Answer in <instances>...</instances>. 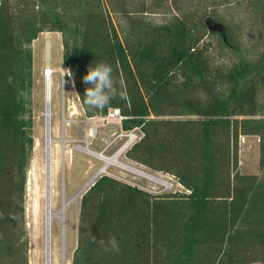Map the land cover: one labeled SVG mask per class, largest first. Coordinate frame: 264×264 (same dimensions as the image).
Segmentation results:
<instances>
[{
    "label": "trees",
    "instance_id": "obj_1",
    "mask_svg": "<svg viewBox=\"0 0 264 264\" xmlns=\"http://www.w3.org/2000/svg\"><path fill=\"white\" fill-rule=\"evenodd\" d=\"M38 2L39 14L19 20L10 1L0 0V260L14 253L24 234L35 144L31 45L40 33L60 32L63 64L72 73L86 115L119 109L123 130L143 132L127 156L134 159L138 153V161L154 169L152 159L140 156L161 158L188 190L153 195L102 175L82 197L72 264L264 263V178L258 182L257 175H240L239 183H232L229 135L240 116L257 115L258 93L264 92V49L254 59L216 64L208 34L219 36L222 49H241L237 35L209 6L163 23L143 17L148 10L133 15L124 9L121 32L100 0L84 16L72 14L76 0L60 11L46 0ZM254 5L264 21V0ZM210 25L223 29L211 30ZM101 62L112 67L115 79L124 78L129 100L115 99L110 109L98 111L84 103L88 85L82 78L89 66ZM260 128L264 132V118ZM112 237L119 253L99 244L103 240L107 245ZM253 245L261 248L262 257L251 258Z\"/></svg>",
    "mask_w": 264,
    "mask_h": 264
},
{
    "label": "rangeland",
    "instance_id": "obj_2",
    "mask_svg": "<svg viewBox=\"0 0 264 264\" xmlns=\"http://www.w3.org/2000/svg\"><path fill=\"white\" fill-rule=\"evenodd\" d=\"M8 1L19 20L40 12L38 0ZM46 1L53 8L59 6L58 11H60L70 0ZM100 1L104 9L110 12L120 31L126 28L127 16L122 12L124 9H128L133 15H140L141 10H148L143 17L154 23H163L180 12L201 5L209 6L212 13L220 16L221 23L237 35L241 49L237 52L222 49L219 36L208 34L205 40L211 44L210 49L216 64L224 62L228 64L239 57L254 59L264 49V21L255 12L256 0H189L187 3L176 0ZM76 2L72 14L84 16L98 0H76ZM49 37L51 44L48 52L49 40L45 39L46 36H42L33 46L35 39L31 45L34 61V87L31 101L35 120L33 129L35 144L27 174L24 234L16 243L14 253L9 257H3L0 264H48L49 259L51 264H72L78 244L82 197L104 174L139 186L153 195L188 192L175 175L167 171V164L161 158L153 159L148 154H140L143 160L152 159L157 167L154 169L139 162L138 153L134 159L127 156L129 149L125 151V147L121 149L127 138L119 137L123 129L118 118L86 115L78 93L70 77L65 73L67 69L64 64L65 70L54 69L50 65L54 73L52 77H48L49 83L47 82L44 68L48 53L50 64L53 66L62 65L64 53L62 33L52 32ZM47 83L50 84L51 91L50 129L46 126L45 117ZM258 101L257 115L240 116L230 130L232 156L230 167L232 170H230L233 184L239 183L237 179L240 175H257L258 182L264 178V168L261 166V159L264 158V149H262L264 132L260 128V120L264 118L263 91L258 93ZM134 130L139 136H143L140 129ZM223 140H228L226 134ZM48 150L50 152H47ZM236 160L237 165L234 164ZM122 164L146 172L157 180L128 170L122 167ZM241 182L243 183V179ZM250 247L251 258L262 257L259 246ZM244 258L246 257L243 255L242 259Z\"/></svg>",
    "mask_w": 264,
    "mask_h": 264
},
{
    "label": "clouds",
    "instance_id": "obj_3",
    "mask_svg": "<svg viewBox=\"0 0 264 264\" xmlns=\"http://www.w3.org/2000/svg\"><path fill=\"white\" fill-rule=\"evenodd\" d=\"M65 73L71 77L72 73L67 69ZM64 73V74H65ZM83 82L88 85L84 92V103L90 109L103 111L111 108V103L115 99H120L125 102L129 100L126 92V83L121 76L118 80L113 77V69L106 63H97L88 68L86 75L83 76ZM13 81L9 78V83ZM95 243V237H93ZM99 244L104 247L105 251L119 253L120 245L115 237H112L107 245L105 241H99Z\"/></svg>",
    "mask_w": 264,
    "mask_h": 264
},
{
    "label": "built area",
    "instance_id": "obj_4",
    "mask_svg": "<svg viewBox=\"0 0 264 264\" xmlns=\"http://www.w3.org/2000/svg\"><path fill=\"white\" fill-rule=\"evenodd\" d=\"M54 73V69L50 66V58L49 55L46 57V66L44 68V76L45 77H52ZM105 118H118L120 122H122L124 116L121 114L120 110L117 108L111 109L107 114ZM119 137H126V142L121 147H125L124 151L127 149H130L136 142H138L141 139V136H139L136 133V130H129L125 131L123 130L122 133L119 135ZM123 151V152H124Z\"/></svg>",
    "mask_w": 264,
    "mask_h": 264
},
{
    "label": "bare ground",
    "instance_id": "obj_5",
    "mask_svg": "<svg viewBox=\"0 0 264 264\" xmlns=\"http://www.w3.org/2000/svg\"><path fill=\"white\" fill-rule=\"evenodd\" d=\"M48 79L49 78L47 77V82L49 81ZM48 83L46 85V92H45V102H46L45 117H46V126H47L48 129H50V127H51V117H52V114H51V105H50V102H51V91H50V84H48ZM49 143H51V139H49ZM47 152H50V150H48ZM88 152H90V150ZM47 154H49V153H47ZM121 166L124 167V168H126V169H128V170H131V171L137 172L139 174H142V175H144L147 178L157 180L152 175L147 174L146 172H143V171L138 170L136 168H133V167H131L129 165L122 164ZM48 264H51V260L50 259L48 261Z\"/></svg>",
    "mask_w": 264,
    "mask_h": 264
},
{
    "label": "crops",
    "instance_id": "obj_6",
    "mask_svg": "<svg viewBox=\"0 0 264 264\" xmlns=\"http://www.w3.org/2000/svg\"><path fill=\"white\" fill-rule=\"evenodd\" d=\"M52 32H43L41 35H40V37H38V39H36L35 41H34V44H33V46H35V42L37 41V40H39L42 36H46V38L45 39H48L49 40V42H48V44H47V52H48V50H49V48H50V44H51V40H50V37H49V35L51 34ZM35 51V50H34ZM48 55H49V53H48ZM54 69H64L65 70V68H64V66H63V63H62V65L60 64V66L58 65V66H53L52 64H50ZM65 79H66V76L64 77ZM70 79H71V82H72V85L75 87V85H74V80H73V78L72 77H70Z\"/></svg>",
    "mask_w": 264,
    "mask_h": 264
},
{
    "label": "water",
    "instance_id": "obj_7",
    "mask_svg": "<svg viewBox=\"0 0 264 264\" xmlns=\"http://www.w3.org/2000/svg\"><path fill=\"white\" fill-rule=\"evenodd\" d=\"M211 30H222L223 25H210L209 26Z\"/></svg>",
    "mask_w": 264,
    "mask_h": 264
}]
</instances>
